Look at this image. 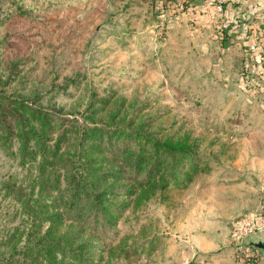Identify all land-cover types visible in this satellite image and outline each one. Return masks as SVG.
Listing matches in <instances>:
<instances>
[{
  "label": "rangeland",
  "instance_id": "1",
  "mask_svg": "<svg viewBox=\"0 0 264 264\" xmlns=\"http://www.w3.org/2000/svg\"><path fill=\"white\" fill-rule=\"evenodd\" d=\"M211 14L206 0H0V264H48L61 233L82 253L50 252L58 264H262L264 62L248 67L245 25L224 39ZM89 126L195 143L197 167L133 195L124 171L118 213L93 229L65 214L69 174L123 164L80 152Z\"/></svg>",
  "mask_w": 264,
  "mask_h": 264
},
{
  "label": "trees",
  "instance_id": "2",
  "mask_svg": "<svg viewBox=\"0 0 264 264\" xmlns=\"http://www.w3.org/2000/svg\"><path fill=\"white\" fill-rule=\"evenodd\" d=\"M223 38L226 39L225 31L220 30ZM219 32V33H220ZM43 120H41V124ZM82 149L80 152L88 156L94 157L100 151L110 153L113 158L119 159L123 164L122 169L115 170L110 173L103 174H84L85 176H76L69 174L68 182L69 197L66 202L65 214L68 217H80L82 215H90L91 224L99 231L103 226L109 224L110 219L114 217V204L109 201L113 197L115 188L114 183L122 179V173L129 171L133 186L126 188L125 195H133L134 191L145 188L158 187L159 190H164L172 183H181L188 176V171L182 168L195 169L197 167V159L193 154L196 148L195 143H173L169 140H160L152 135L141 134L138 130L133 133H126L123 130L105 129L97 126H89L81 132ZM87 141V144L85 141ZM105 147V148H102ZM117 150V152H115ZM115 153V154H114ZM90 164L94 163L91 159ZM77 169V168H76ZM125 169V170H124ZM80 173L81 170H78ZM144 173L139 178L141 173ZM107 179L111 180V184L103 187L101 190H96V184L104 183ZM91 180V181H90ZM95 183H94V182ZM113 183V184H112ZM43 203V205H41ZM83 208L80 210V206ZM37 207H53L52 201H41ZM86 208V210H85ZM73 213V216L70 214ZM118 215V214H117ZM46 220L56 224L60 216L57 213L47 214ZM65 234H58L54 240L44 244L43 254L44 259L48 264H58L49 260L48 254L52 252L57 255L59 260L67 259L72 262L81 261V251L79 247H71L68 245Z\"/></svg>",
  "mask_w": 264,
  "mask_h": 264
},
{
  "label": "crops",
  "instance_id": "3",
  "mask_svg": "<svg viewBox=\"0 0 264 264\" xmlns=\"http://www.w3.org/2000/svg\"><path fill=\"white\" fill-rule=\"evenodd\" d=\"M264 10V0H232L225 5L222 16L229 21V29L224 33L226 35H235L238 33L239 24L245 25L243 31L241 30V36L247 40V44L252 41V37L255 35L253 30L256 28L258 33L264 28V20L259 19V27L254 25L253 30L251 26H246V23L250 16H254L257 13ZM251 17V18H252ZM264 19L262 15L261 19ZM218 35L219 33L216 32ZM245 44V46L247 45Z\"/></svg>",
  "mask_w": 264,
  "mask_h": 264
},
{
  "label": "built area",
  "instance_id": "4",
  "mask_svg": "<svg viewBox=\"0 0 264 264\" xmlns=\"http://www.w3.org/2000/svg\"><path fill=\"white\" fill-rule=\"evenodd\" d=\"M232 0H206L207 6L212 8L211 19L219 20V29L225 30L229 27V21L222 16L223 9L226 4ZM262 37L259 42H249L245 46V53L248 57V67L252 70L253 65H258L264 62V28L262 30Z\"/></svg>",
  "mask_w": 264,
  "mask_h": 264
},
{
  "label": "water",
  "instance_id": "5",
  "mask_svg": "<svg viewBox=\"0 0 264 264\" xmlns=\"http://www.w3.org/2000/svg\"><path fill=\"white\" fill-rule=\"evenodd\" d=\"M250 245L262 253V264H264V242L257 241L255 243H251Z\"/></svg>",
  "mask_w": 264,
  "mask_h": 264
}]
</instances>
